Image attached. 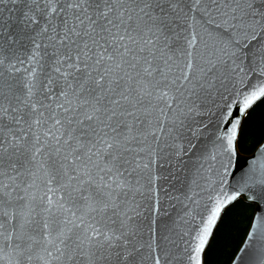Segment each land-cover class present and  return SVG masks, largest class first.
I'll use <instances>...</instances> for the list:
<instances>
[{
  "label": "snow or ice",
  "instance_id": "6c2138e0",
  "mask_svg": "<svg viewBox=\"0 0 264 264\" xmlns=\"http://www.w3.org/2000/svg\"><path fill=\"white\" fill-rule=\"evenodd\" d=\"M262 100L264 0H0V264H208Z\"/></svg>",
  "mask_w": 264,
  "mask_h": 264
},
{
  "label": "trees",
  "instance_id": "16d2710c",
  "mask_svg": "<svg viewBox=\"0 0 264 264\" xmlns=\"http://www.w3.org/2000/svg\"><path fill=\"white\" fill-rule=\"evenodd\" d=\"M262 124L264 100L256 104L247 118V132L238 146L242 154H252L264 141V134L261 133ZM254 209L253 204L239 199L223 213L213 233L208 264H231L249 231Z\"/></svg>",
  "mask_w": 264,
  "mask_h": 264
},
{
  "label": "water",
  "instance_id": "95a60500",
  "mask_svg": "<svg viewBox=\"0 0 264 264\" xmlns=\"http://www.w3.org/2000/svg\"><path fill=\"white\" fill-rule=\"evenodd\" d=\"M258 103V102H257ZM202 140H207L208 137H202ZM264 143V141L262 142ZM257 149L249 155L246 154H242L239 149H237V155L236 157L233 158V164L232 167L230 168V175L228 177L229 183L230 184H234L236 180L239 179V177L241 176V174L247 170L248 165L251 163L252 157L254 156V154L256 153ZM232 173H234V176L232 175ZM190 179L195 180L196 183L195 184H190L189 186L185 187L182 191L183 192H191L193 199H199L200 197L197 196L196 194L200 192V189L196 186L197 184H202L203 181L200 180L195 174H193ZM201 196L203 195L202 193L200 194ZM239 199H244L246 202L251 203L254 205V216L252 219V223L251 226L249 228V231L253 230V226L256 225L258 218L261 216H264V201H260V200H248L245 198L244 195H242ZM190 207H194V205H190ZM183 207L181 206V204L179 203H175L174 202V207H171L168 209V213L169 216H171L173 219H178L179 216H181L183 214ZM223 215V214H222ZM219 223V221H218ZM217 223V225H218ZM217 225L214 227L213 233L217 227ZM248 231V232H249ZM247 236V235H246ZM245 240L246 237L241 245V247L239 248L238 252L236 253L234 259L237 258V254L240 253L241 249L244 248L245 246ZM232 260L231 264H233Z\"/></svg>",
  "mask_w": 264,
  "mask_h": 264
}]
</instances>
